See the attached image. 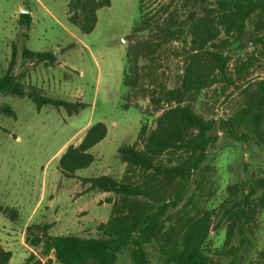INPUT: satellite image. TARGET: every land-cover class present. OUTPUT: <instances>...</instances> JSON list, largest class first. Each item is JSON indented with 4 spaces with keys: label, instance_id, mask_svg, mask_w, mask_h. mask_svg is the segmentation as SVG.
Instances as JSON below:
<instances>
[{
    "label": "rangeland",
    "instance_id": "374dc122",
    "mask_svg": "<svg viewBox=\"0 0 264 264\" xmlns=\"http://www.w3.org/2000/svg\"><path fill=\"white\" fill-rule=\"evenodd\" d=\"M160 1L148 0L150 9L159 8ZM70 2L0 0V73L8 69L16 46L14 72L25 88L36 87L48 96L87 105L70 115L53 105L38 109L28 98L0 97V105L9 104L16 112L15 116L0 115V205L19 213L12 219L0 210V243L13 254L9 264H26L33 253L41 256V249L26 240L32 223L50 224L51 234L97 237L98 226L114 214L118 197L90 189L82 177L110 174L122 179L127 165L119 148L140 144L141 129L153 128L162 113L147 97H125L127 49L148 37V33H133L139 0H111L98 10L97 25L87 34L71 23ZM26 8L32 18L30 27L21 22ZM262 17V30H258L256 17L242 36L228 35L217 25L209 47L232 57L228 75L235 84L220 80L191 100L197 112L217 121L214 132L219 135L203 165L201 187L194 182L189 192V196L195 193L196 206L191 205L194 220L209 223L205 251L210 264H264V190L258 189L264 178V143L256 137L236 139L219 125L221 119L248 107L255 97L261 98L257 82L264 79V46L251 39L257 33L264 36V14ZM190 46V40L171 42L143 59L147 81L156 87L179 85ZM24 47L54 52L56 61L27 59L22 54ZM99 121L107 125L108 134L92 149L94 163L79 170L76 177H67L59 168L60 157ZM134 175L142 179L138 172ZM245 198L248 202L243 203ZM243 207L248 212L245 217L240 216ZM230 226L233 233L228 241ZM148 256L150 264H164L151 246ZM51 264L60 263L53 256ZM114 264H132L130 250H122Z\"/></svg>",
    "mask_w": 264,
    "mask_h": 264
},
{
    "label": "trees",
    "instance_id": "16d2710c",
    "mask_svg": "<svg viewBox=\"0 0 264 264\" xmlns=\"http://www.w3.org/2000/svg\"><path fill=\"white\" fill-rule=\"evenodd\" d=\"M159 3V8L152 10L148 0H139V17L133 33H148V37L129 45L124 85L128 88L127 99L132 95L147 97L162 113L153 128L141 129V146L124 144L119 148L121 160L127 165L122 179L110 174L82 177L85 184H90V189L118 197L113 204L114 214L98 226L97 237L51 234L50 224L32 223L27 227L26 240L41 249V256L31 254L26 264H51L53 256L60 264H114L124 249L130 250L132 264H150V246L159 252L164 264H210L211 258L205 251L209 223L194 220L191 205L195 193L189 196V192L194 182L201 187L203 165L219 135L214 132L217 121L197 112L191 100L220 80L235 84L228 75L232 57L209 45L216 38L217 25L228 35L242 36L248 22L259 17L256 24L258 30H262L264 0H161ZM110 4L111 0H71L69 19L82 33H91L98 22V10ZM31 21V14L21 13L22 24L30 27ZM188 40L190 59L180 84L173 88L156 87L147 81L143 59L158 54L163 45ZM251 40L264 46L263 35L254 34ZM22 54L38 62L54 63L57 58L54 52H38L27 47ZM16 55L14 46L8 69L0 73V97L28 98L38 109L45 105L63 107L70 115L78 114L87 106L84 102L48 96L36 87L25 88L14 72ZM257 84L261 98L255 97L248 107L221 119L219 125L236 139L248 141L256 137L264 143V79ZM1 114L15 116L16 112L11 105L3 104ZM241 127L245 131L240 133ZM107 134L108 127L102 121L90 126L82 141L69 145L60 157L62 173L76 177L79 170L90 167L96 159L92 149ZM259 188L264 190V178L258 183ZM246 201L247 198L243 203ZM239 204L242 205L241 201ZM0 210H5L12 219L19 215L16 209L2 205ZM247 215L243 207L240 216ZM232 233L230 226L228 241ZM12 256L0 243V264H9Z\"/></svg>",
    "mask_w": 264,
    "mask_h": 264
},
{
    "label": "water",
    "instance_id": "95a60500",
    "mask_svg": "<svg viewBox=\"0 0 264 264\" xmlns=\"http://www.w3.org/2000/svg\"><path fill=\"white\" fill-rule=\"evenodd\" d=\"M23 12H28V9L26 8V9H24V11ZM125 40H126V38H125Z\"/></svg>",
    "mask_w": 264,
    "mask_h": 264
}]
</instances>
